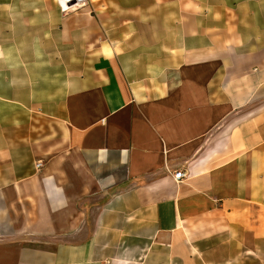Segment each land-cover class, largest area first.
<instances>
[{"label": "crops", "instance_id": "0c3cea01", "mask_svg": "<svg viewBox=\"0 0 264 264\" xmlns=\"http://www.w3.org/2000/svg\"><path fill=\"white\" fill-rule=\"evenodd\" d=\"M253 258L264 0H0V264Z\"/></svg>", "mask_w": 264, "mask_h": 264}, {"label": "built area", "instance_id": "2783aa9c", "mask_svg": "<svg viewBox=\"0 0 264 264\" xmlns=\"http://www.w3.org/2000/svg\"><path fill=\"white\" fill-rule=\"evenodd\" d=\"M60 11L64 14L77 12L87 8L89 0H56ZM41 165H38V168ZM174 180L180 182L184 179L185 174L181 171L173 174Z\"/></svg>", "mask_w": 264, "mask_h": 264}, {"label": "rangeland", "instance_id": "374dc122", "mask_svg": "<svg viewBox=\"0 0 264 264\" xmlns=\"http://www.w3.org/2000/svg\"><path fill=\"white\" fill-rule=\"evenodd\" d=\"M55 1V0H54ZM245 264H263L261 262H259L258 260H256L255 258L251 259V262H246Z\"/></svg>", "mask_w": 264, "mask_h": 264}]
</instances>
